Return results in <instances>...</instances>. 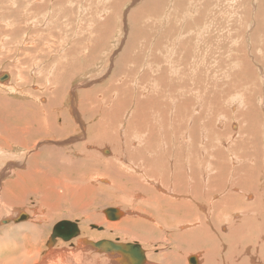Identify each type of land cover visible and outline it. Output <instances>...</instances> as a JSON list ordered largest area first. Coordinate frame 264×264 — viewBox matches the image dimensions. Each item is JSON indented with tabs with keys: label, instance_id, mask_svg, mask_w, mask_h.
I'll use <instances>...</instances> for the list:
<instances>
[{
	"label": "rangeland",
	"instance_id": "rangeland-1",
	"mask_svg": "<svg viewBox=\"0 0 264 264\" xmlns=\"http://www.w3.org/2000/svg\"><path fill=\"white\" fill-rule=\"evenodd\" d=\"M68 54L69 56H66ZM3 74H9V78L0 82V117L6 119L11 127H22L30 116L31 124L34 123L35 126L40 116L47 114V117H50L47 118L48 123L51 124L49 120L53 119L60 128L63 112L66 113L62 116L70 117L69 119L73 121L70 130H73V124H78L79 121L73 113L77 114L78 119L83 118L85 126V132L76 130L75 134H72L74 138L60 139L62 142H66L67 139L72 140L69 144H63L62 150L60 146L52 145V138L43 140V134L39 133L37 127H32L37 136L35 137L34 133L30 134L29 139L33 146L28 149L20 147L7 150L1 148L4 146H0L2 200L4 204L17 203L16 208H20L25 215H28L26 208L43 207L46 212L50 211L51 219L53 216V227L61 221L72 222L79 226L83 221L79 210L88 198L96 201V203L89 202L92 203L91 209L96 213H99L97 211L103 213V209L108 208L120 209L121 205L117 200L121 202L122 198L118 195L115 198L116 202L109 201L108 204V200L103 201L104 194H101L102 197L90 195L88 194L90 190L88 192L84 187L81 188L90 185L105 187L104 184L94 180H91L92 184L91 181L76 180L79 172L88 170L90 163L96 166L98 171H103L108 166V150H104L99 159L88 158L85 155L87 151L96 152L88 147L85 148V145L99 142L97 134H102L103 138L107 137L111 140L113 136L111 129L107 128L109 123H105L104 130H97L100 127L97 122L98 116L94 114L91 116L92 108L85 102L87 98L94 97L98 92L103 96L109 95V98H104V102L114 105L111 108L112 117L109 119L111 124L122 119L124 125H127L131 115L129 113L134 107L128 103L131 100L136 101L137 98L142 100L143 94L149 99L134 107L133 111L138 113L137 117L147 116L150 121L152 115L170 117L172 125L165 127L164 132L153 120L151 121L153 126L151 125L149 131H153L154 141L156 143L165 141L162 148H152V157L162 152L168 153L160 160H155L157 165L167 169L166 160L170 157L168 162L172 160V165L176 166L177 177L189 174L185 170H190V164L195 168L194 175L189 174L191 178L194 177L193 179L188 181L185 175L184 180L179 178L181 181L179 189H182L184 194L179 189L176 190V193L182 194L180 196L171 194L175 201H189L190 204V201H196L195 204L207 206L202 202L197 203V200L205 195L198 185L209 182L201 178L200 173L207 171L208 179L217 183L213 175H215V165L219 166V164H216L215 156L214 160L211 157V160H206L208 159L205 158L206 154H199L205 146L209 152L222 155L225 160L220 184L225 181L231 183L238 168L239 171L245 172V167L241 166L246 163L248 159L246 156L252 155V162H248V167H252L250 176H238L244 177L242 186L245 187L241 188L254 192L258 188L264 195V0H0V75ZM56 88L58 90L55 91H59V94L54 92ZM157 94L162 101L158 100ZM152 97L156 98L152 101L164 104L161 109L146 107ZM1 100L5 101L1 102ZM181 103L183 106L180 105ZM198 104L201 106L194 107ZM157 105L152 104L154 107ZM86 109L90 111L83 112ZM96 110H99V105ZM167 123L169 124L168 121ZM81 128L79 127L80 130ZM240 128L242 131L239 133ZM51 129L53 128L49 130L52 131ZM224 131L228 134L226 138L223 136ZM217 133L225 140H221ZM42 147L47 148L41 150ZM55 147L59 150L52 149ZM129 148H126V156L134 160L139 151L134 150V147L130 150ZM142 150L146 151L147 148L144 147ZM60 151L69 156L65 159L69 161L67 163L69 166L63 160L57 162V159L51 158ZM242 155L246 160H242ZM71 158L86 163H80L74 169L76 161ZM36 162L43 171H46L44 174L47 177L44 176V179L33 171L37 167ZM120 162H122L121 158L118 164ZM185 162H189V165ZM228 167L232 170L229 171ZM159 169L155 168L156 175L159 174ZM180 171L182 172L179 175ZM25 174L30 178H26ZM166 176L162 181L172 186L174 182L170 180L171 175ZM118 185L120 194H125V191L130 195L135 191L140 192V188L137 189L138 184L135 186L131 179L120 181ZM45 186L48 192H45ZM75 187L78 191L82 189L83 193L74 190ZM142 187L145 190L142 196H154L152 187L146 185ZM14 196L17 198L12 199ZM75 196L77 198L73 199ZM252 198L253 195L249 194L244 202L251 203ZM128 199L124 204L126 208L132 209L136 204L130 196ZM20 202L24 205L19 206ZM237 204H240V201ZM162 208L163 215L172 213L164 204ZM6 211L3 213V218L6 214L7 216L11 214L9 213L11 209ZM142 212V210L138 211L143 214ZM121 219L123 220V217L120 216L115 221L119 223ZM227 219L225 218V221ZM136 220L142 218L138 217ZM115 221L106 222L116 223ZM99 222L100 219L96 224L88 223L86 227L88 232L101 235L92 239L91 236L86 237L89 241L98 242L99 239V241L108 239L119 243H137L147 251L137 240H130L126 236L124 238L123 235L113 231L104 232L105 226H100ZM10 224L19 223L14 224L10 221L0 226L3 225L1 228H4ZM95 225L102 230L92 228ZM171 225L172 222L167 226ZM138 229L142 230L139 233L147 236V228L136 227V232ZM155 231L152 235L153 242L148 244L150 245L148 254L150 252L158 258L164 252H169L168 249L173 248V244L166 241L164 236L173 237L176 234L171 230L156 229ZM49 234L51 235L50 231Z\"/></svg>",
	"mask_w": 264,
	"mask_h": 264
},
{
	"label": "bare ground",
	"instance_id": "bare-ground-1",
	"mask_svg": "<svg viewBox=\"0 0 264 264\" xmlns=\"http://www.w3.org/2000/svg\"><path fill=\"white\" fill-rule=\"evenodd\" d=\"M42 7H44V6H42ZM60 10H61V8H60ZM104 24H105V22H104ZM82 31H84V30H82ZM51 34H52V32H51ZM52 39H53V37H52ZM53 41H55V40H53ZM55 43H56V41H55ZM57 49H58V47H57ZM193 51H194V49H193ZM66 56H69V54ZM144 56H145V54H144ZM70 57H73V56H70ZM73 60H72V62H73ZM69 61H70V59H69ZM158 61H160V60H158ZM143 71H145V69ZM139 75L141 76V74H139ZM142 75H143V73H142ZM7 78H9V77H7ZM4 81H6V80H4ZM149 88H150V86H149ZM55 90H58V88L54 89V92L59 94L58 93L59 91L57 92ZM145 92H146V90H145ZM84 93L85 92H83V94ZM98 93H99V95H98ZM98 93L94 97L87 98L85 101L92 108V111H90L89 109H86L83 112L88 113L90 111L91 116H92V114H94L95 116H98L97 122H98V125H100V127H98L97 130H99V131L104 130V127L106 128L105 123H109L107 128L111 129V133L113 134V136H112V140H111V139H108L107 137L103 138L102 134H97L98 138H99V142L88 143V145H85V148L88 147L89 149H93L97 153L93 152V151H87L85 155H87L86 157H88V158L90 157V158L99 159L100 154H102L104 152V150H108L109 151V156H107L108 166L107 167L105 166L106 168L103 171H98L96 169V166L94 167L93 164L90 163L88 166V170H83V171L79 172L78 177L77 178L75 177V178L77 181L90 182L91 180H94L95 182L97 181V183L104 184L105 187H103V186L93 187L90 185V186H82L81 188L83 189V187H84V189L88 192L90 190L91 192L88 193L90 195L93 194V195H96V196L99 195L100 197H102L101 194H104L105 200H103V201L106 202L108 200V204H109V201L114 202L116 200L115 199V198H117L116 195H118L120 198H122V199H120L121 202L117 200L119 205H121L120 209L117 207L114 209L118 210L119 218L121 216V217H123V220L121 219V221L119 223H117L116 221H115L116 223L106 222L108 219L106 218V216H104V212L101 213V211H97L99 213H96L95 211H93L91 209L92 203H89V202L94 201V203H96V201L92 200L91 198H88L87 197L88 195H87L86 196L88 198V199L86 198L87 202L85 204H83V206L80 207V210H79L80 214L83 217V219H82L83 221L80 220L81 221L80 225L76 226L78 229L77 236L75 238L70 239V240L64 241L62 239V236L66 233V230L62 229L59 232V236L61 238L57 237L54 240L50 241L51 235L49 234V231L52 234V230H53L52 221L54 219H53V216H52L53 220L51 219L49 210H48V212H46L43 209V207L34 206V207L26 208L28 211V215H25V213L22 212L20 210V208H18V207L16 208V206L18 205L17 203H16L17 205L14 203H11V202H9V204H6V202H5V204H4V201L2 200L3 197L0 194V219H1L0 225L3 223H6V224L10 223V221H11V223L13 222L14 224L19 223L18 225L10 224L4 228H1V227H3V225L0 226V228H1L0 229V264H119L116 260V256H112V255L107 254V253H100V252L96 251L95 249H93L91 246L84 243V240L89 241L86 237L89 238L91 236V239H92V237L101 236V235H97L95 233H94L95 235H93L92 234L93 232H91V233L88 232L87 231L88 229L86 228L88 223H90V222L94 223L95 222V224H96L99 219L101 220V222H99L98 224L100 226L101 225L105 226L104 232H106V231L116 232L118 235H123V237L126 236L130 240H137V241H139L140 244L145 246L147 251L144 248L142 249L144 251V255H145L144 264H264V195H262L260 193V191L257 187H256L257 188L256 192L244 190L241 188V187H245V186H242L244 184L243 178L249 177L251 174V168L252 167H250V166L248 167V165H249L248 162L251 161L252 155L249 154V156H246L248 158L247 160H246V157L242 155V157H243L242 160H244V159L246 160L245 161L246 163L243 166H241V167H245V172L239 171L240 168H238V170L235 172V177L233 178L231 183H228L227 181H225V182L220 184V181L222 179V172H223L222 167H225V166H223V165H225V160H223L222 155L219 156V155H217V153L213 154L212 151L209 152L207 150L208 148L205 146L204 148L201 149L199 154L200 155L206 154L205 158L208 157V159H206V160H211V158L214 160L216 157L217 158L216 164L217 163L219 164V166L215 165V170H214L215 175H213L215 177L217 183L208 179L209 175H208V172L206 171V169H205L206 172L203 171L200 173L201 178H204V180H209V182L207 184L203 183V185H198V188L205 195H203L202 199L197 200V203L202 202V203L206 204L207 206L195 204L196 201L195 202L190 201L191 204L188 203L189 201H179L180 202L179 203L173 199L171 194H176V196H180V194L183 193L182 189H179V186L181 185L180 179L184 180V178H183L184 175L186 176L188 181L190 179H193L194 177L192 176V178H191V176H189V174L194 175L195 168L192 167V164L189 165V162H185L190 167V170H187V171L185 170V172H188L189 174H182L183 176H181L180 173L182 171H180L179 172L180 176L177 177L176 176V172H177L176 166L174 167L172 165V162H171L172 160H170L168 162L170 157H168L166 160L167 161V166H166L167 169H163L160 165H157L156 160L157 159L160 160V158L163 155H168V153H166V152L159 153L158 152L159 154H156V155H154L155 157H152V151H153L152 148H154V147L162 148L165 141L163 140V143H156L154 141L155 140L154 135L152 134L153 131H149L151 129L150 127L153 126V122H151L153 120L154 123L157 126H159L160 129H162V132H164L165 127L172 125V123L169 120L170 117L168 118V117L162 116L160 114L152 115L150 117L151 121L149 120V118L147 116L137 117L138 113L136 111L135 112L133 111L134 107L139 105V103H141V102L144 103L146 99H149V98H146V96L143 94L141 96L142 100L137 98L136 101L131 100L128 103V104H132L134 107H133L132 111L129 113L131 115L129 116L130 119L127 120V125L126 124L124 125V120H122V119H118V121L114 124L112 123L113 124L112 125L109 119L112 117L111 108H112L113 103H111L112 105H109V104H107L108 102H104V100H105L104 98H109V95L104 94V96H103L101 92H98ZM156 93H158V92H156ZM156 93H154V94H156ZM138 94L140 95V93H138ZM160 96L162 97V95H160ZM156 97H158V94ZM152 99H156V98H153V97L150 98V102L147 103L146 107H148L149 109H156V108L161 109L162 105H164V104H161L159 101H152ZM48 100H50V98ZM158 100H161L160 97H158ZM2 101L3 100H1V102ZM11 102H13V101H11ZM52 102H53V100H52ZM48 103H50V102H48ZM151 103L152 104H158V105L156 107H154V106H152ZM192 104H193V102H192ZM95 105H96V107H95ZM98 105H99V110H96ZM180 105H182V103ZM199 105L201 106V104H198L197 106L194 105V107L198 108ZM11 106H12V104H11ZM52 106H54V103ZM191 106H193V105H191ZM3 108H5V107H3ZM169 109H170V111H172L171 108H169ZM188 109H190V108L188 107ZM57 110H58V108H57ZM59 110H60V106H59ZM71 110H72V112H74L73 111L74 109L71 108ZM3 111H5V110L3 109ZM12 111H13V109H12ZM132 113H133V115H132ZM57 114H58V112H57ZM62 114H61L62 124H61L60 128L56 124V121L53 119L49 120V122L51 121V124L48 123L47 114H44V116L41 115L40 120L36 121L35 126H33L34 123L31 124L32 121H31V118H30L31 116H30L28 118V120H26V122L22 125V127H19V126L13 127L12 126L13 128L11 127V125H9L7 123L6 119H3L2 117H0V146H4L1 148L10 150L11 148L24 147V148L28 149L29 147L33 146V144L30 143L31 142L30 141L31 139H29L30 134L34 133V136H35V132L32 129V127L33 128L37 127V129L39 128V133L43 134V136H42L43 140L49 139L48 137H50V138H52V145L60 146V149H61L63 144L64 145L69 144L72 142V140L67 139L68 141L65 140L66 142H62L60 139L65 138V137L71 138V139L74 138L72 136L75 134L76 130H79V132H85L84 131L85 126H84L83 118L78 119V117L76 116L77 114L73 113L74 117L79 121H78V124H73L74 128H73V130H70V126L72 125L73 121L71 119H69L70 117L69 118L64 117L65 115L62 116ZM69 114H70V112H69ZM71 116H72V114H71ZM177 118H179V117H177ZM124 119L125 120L127 119L126 114H125ZM166 120L169 122V124L167 123ZM176 124L178 125L179 122H177ZM7 126H10L11 128L9 129V127H7ZM79 127H82L81 130L79 129ZM50 128H53V129H51L52 131L49 130ZM241 131H242V129L240 128L239 133ZM251 132H253V131H251ZM217 134H218V136H220L221 140H225L224 138H226V136L228 135L227 131L223 132L224 138L221 136V134H219V133H217ZM77 135H78V133H77ZM79 135L81 136V134H79ZM137 139H139L141 142L137 141ZM138 142H140V143H138ZM129 146H130V148L134 147V150L139 151L137 156L134 159L135 161L130 160V158L126 156L127 155L126 148H129ZM207 146H208V144H207ZM144 147L147 148L146 151L142 150ZM44 148H47V147H42L41 150ZM57 148L55 147L52 149L55 151H58L59 149H57ZM130 148H129V150H130ZM62 149H64V148H62ZM66 149H67V147H66ZM60 152L56 153V156H54V155H53V157L51 156V158H54L55 160L57 159V162H60L61 160H63L66 162L65 164L67 166H69L67 164L69 161L65 160L69 156H66L65 153H62V151H60ZM211 152L213 155H211ZM147 153H149L148 157H147ZM221 154H222V152H221ZM35 155H38V154H35ZM169 156H171V154H169ZM70 157H72V156H70ZM130 157H131V155H130ZM190 157H191V155H190ZM32 158H34V157H32ZM120 158L122 159V162H120V164H118V161ZM205 158L203 160L204 162L206 161ZM72 159L73 158H71V160ZM28 160H29V158H28ZM28 160H26V161L28 162ZM68 160H70V159H68ZM73 160H75V159H73ZM93 162H96V161H93ZM208 162H211V161H208ZM31 163H33V162H31ZM80 163H86V161L85 162L83 160L76 161V163L74 164L75 167H73V168L74 169L77 168ZM26 165H27V163H26ZM21 166H23V165H21ZM31 166H32V164H31ZM36 166H37L36 169L34 168V170L33 169L32 170L35 171V173L40 174L42 179H44L43 177L45 176V174H44L45 170L43 171L40 168V166L37 164V162H36ZM159 166H160V169H159ZM204 166H205V164H204ZM47 167L49 168L50 166H47ZM98 167H99V165H98ZM101 167H103V166H101ZM70 168H71V166H70ZM155 168H158L160 170L158 175L155 174ZM46 170H48V169H46ZM228 170L231 171L232 169L228 167ZM19 173H20V171H19ZM31 173H30V175L33 174V173L32 174ZM51 173H52V171H51ZM51 173L49 172V174H51ZM198 174H199V171H198ZM33 175L31 176V178L33 177ZM68 175H70V174H68ZM166 175H168V176L171 175L170 180H171V182H174V184L172 186H168L166 184V182L162 181V179ZM18 176H20V175H17V177ZM238 176H244V177H238ZM37 177H39V175H37ZM45 177H47V176H45ZM26 178H28L27 175H26ZM32 179H30V180H32ZM127 179H131V181L136 184L135 186H137V184H138L137 189L140 188V190H139L140 192H137L134 190L135 192H133L131 195L128 192L126 193V191H125V194H123V193H122L123 195L120 194L121 191L118 187L119 186L118 184L120 183V181H124ZM67 180H68V177H67ZM26 181H27V179H26ZM20 182H22V181H20ZM54 183H56V182H54ZM71 183H73V182H71ZM23 184H25V183H23ZM91 184H92V181H91ZM56 185H57V183H56ZM66 185H68V183ZM144 185L148 186L149 188L152 187L153 191L155 192V194L153 193L154 196L152 195L153 197L145 196V195L142 196V194H144V191H145L144 187H142ZM38 186H39V184L37 185V187ZM70 186H72V185H70ZM120 188H122V187H120ZM37 189H35V190H37ZM76 189H77V187L74 188V190H76ZM82 189H80V191ZM178 189L182 193H180V194L176 193V190H178ZM11 190H13V189H11ZM11 190H9V191H11ZM4 191L6 192V190H4ZM76 191L80 192V191H78V189ZM104 191H106V192H104ZM45 192H48V190L46 189V186H45ZM0 193H1V191H0ZM81 193H83V191H81ZM21 194L22 193H20V195ZM67 194H68V191H67ZM72 194H74V192ZM75 194L78 195L79 193L78 194L75 193ZM249 194L253 195L252 201H251V203H245L244 199H245V197L248 198ZM83 195H82V197H83ZM15 196L13 198L12 197L11 198L12 199L17 198ZM129 196L132 199H134L133 202H135V204H136L134 207H132V209H130L128 207L126 208V205L124 204L125 202H127L126 199H128ZM9 198H7V199L9 200ZM18 198H20V196ZM74 198H77V197L75 196V197H73V199ZM216 198L217 199L219 198V200H217ZM19 200L22 201V199H19ZM100 201H101V199H100ZM219 201H220V203H219ZM239 201H240V204H237ZM83 202H85V201H83ZM20 204L21 205H19V206H22L23 202H20ZM115 204H117V203H115ZM163 204L165 206H167V208L172 213H170L169 215H163V213H162V209H163L162 205ZM72 206H74V205H72ZM10 209H11V212L9 211V213H11L9 215L10 217L7 216V214H6V216L3 218V213L6 210L8 211ZM24 209L25 208H23V210ZM69 209H71V207ZM103 210L105 211V209H103ZM139 210H142L143 214L138 213ZM20 214H22L21 217H24V218L20 219L21 222L20 221L16 222L15 219ZM103 217H105L107 220L105 221L104 220L105 218H103ZM138 217H141L142 220H136V219H138ZM225 218L226 219L229 218V220L227 219V221H225ZM171 222H172V225L170 227H168L167 225ZM136 227L147 228V236L139 233L142 230L138 229V232H136V230H135ZM98 228H100L102 230L101 227H98ZM168 228H170V229H168ZM156 229H159V231L160 230H162V231L163 230H168V231L171 230V231H174V233L176 234V236L174 235L173 237L170 235L164 236L166 238V241H168V242L170 241L173 244V246H172L173 248H171L170 250L168 249L169 252H167V251L164 252L158 258L153 256L152 254H150V252L148 254V249L150 248V245H148V244H151L153 242L152 235H153V231H155ZM82 235H83V237H82ZM159 235L160 234H158V236ZM93 239H96V238H93ZM93 241L94 240H91V242H93ZM107 241H108V239H107ZM120 244H134V243H121L120 242ZM135 244H137V243H135ZM147 245H148V247H147ZM151 252H152V250H151Z\"/></svg>",
	"mask_w": 264,
	"mask_h": 264
},
{
	"label": "water",
	"instance_id": "water-1",
	"mask_svg": "<svg viewBox=\"0 0 264 264\" xmlns=\"http://www.w3.org/2000/svg\"><path fill=\"white\" fill-rule=\"evenodd\" d=\"M7 77L8 76L6 74L1 75L0 82H2V80L3 81L6 80ZM21 215L22 214H20L15 219L16 222L24 218L21 217ZM104 215L109 221H115L119 219V213L117 209H112V208L105 209ZM92 228L100 230V228L96 226H92ZM62 229L66 230V233L62 236V239L64 241L75 238L78 234V229L75 223L68 221H61L53 227L50 241L54 240L57 237H60L59 232ZM84 243L91 246L93 249H95L100 253H107L112 256H116V260L119 264H144L145 261L144 251L138 244L135 243L120 244L118 241L112 242L107 240H102L98 242H91L84 240Z\"/></svg>",
	"mask_w": 264,
	"mask_h": 264
}]
</instances>
